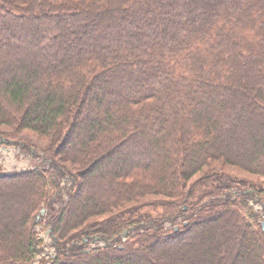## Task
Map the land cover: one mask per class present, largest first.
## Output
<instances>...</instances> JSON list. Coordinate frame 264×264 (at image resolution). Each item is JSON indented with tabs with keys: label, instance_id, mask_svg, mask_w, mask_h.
<instances>
[{
	"label": "trees",
	"instance_id": "trees-1",
	"mask_svg": "<svg viewBox=\"0 0 264 264\" xmlns=\"http://www.w3.org/2000/svg\"><path fill=\"white\" fill-rule=\"evenodd\" d=\"M0 126L48 140L0 173V264H33L64 177L48 264H264L227 172L264 178V0H0Z\"/></svg>",
	"mask_w": 264,
	"mask_h": 264
},
{
	"label": "rangeland",
	"instance_id": "rangeland-1",
	"mask_svg": "<svg viewBox=\"0 0 264 264\" xmlns=\"http://www.w3.org/2000/svg\"><path fill=\"white\" fill-rule=\"evenodd\" d=\"M11 131L12 130H10V128L8 127L0 126V137L11 140H14L16 138L17 141H23L24 144H27L32 149L31 151L34 150L35 154L40 156V158L32 157L33 154L29 153L28 150L21 151L13 145L11 146L6 144H0V173L14 174L27 172L34 169L35 167L46 169V164H42L41 156L44 155V150L46 148V145L48 144V140L36 135L35 133H33V131L31 132L23 130L20 131L19 135L15 136ZM60 166H67V164H61ZM68 170H71V166L68 168ZM227 172L237 180L244 181L246 184L244 187L238 188L237 186H235V188H231L229 190L231 196L230 200H234L236 204H239L240 206V215L244 218V220L253 222V220H250V217L252 216V214H255L258 217L255 219L256 222L262 223L264 221V211L262 207L263 205L260 204V202H264V193L260 196V193L256 194L255 192L260 189L264 192V178L249 175L236 169H227ZM198 177L199 176L195 177L191 182H194V180H196V178ZM69 186V179H67V177L61 178L59 186L52 190L53 192L51 193V197L53 200V202H51V211L50 208H48L45 214L43 212L36 215L37 221L39 222L32 229L37 234V240L39 241V251L38 255L35 257L33 264H48L50 258L55 255V246L50 234L51 225L48 219L51 217L53 210L56 212L60 210L61 202H64L67 199L66 190ZM247 190L249 192H254V196L253 194L249 193L251 194L252 198L249 197L248 200L244 201L242 200V194L243 191ZM207 201L208 200H204V202ZM154 216L158 215L154 214ZM104 218L105 217H101L100 219H95L92 222H98L99 220H102ZM182 221H184V218L181 217L178 218L176 222H174V225L165 222V224L163 225V229L171 230V227H178ZM214 233L216 235L217 231L215 230ZM84 245L86 246V248L91 250L104 246L103 242H94V240L85 242Z\"/></svg>",
	"mask_w": 264,
	"mask_h": 264
},
{
	"label": "water",
	"instance_id": "water-1",
	"mask_svg": "<svg viewBox=\"0 0 264 264\" xmlns=\"http://www.w3.org/2000/svg\"><path fill=\"white\" fill-rule=\"evenodd\" d=\"M41 213H43V211L41 212ZM263 226H264V224H263ZM126 234V232L124 233V235ZM99 241V239H94V242H98Z\"/></svg>",
	"mask_w": 264,
	"mask_h": 264
}]
</instances>
